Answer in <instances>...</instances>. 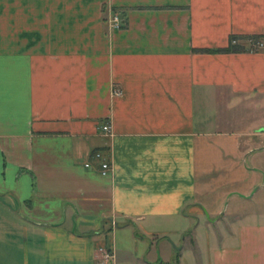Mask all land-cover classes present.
<instances>
[{
	"label": "crops",
	"instance_id": "0c3cea01",
	"mask_svg": "<svg viewBox=\"0 0 264 264\" xmlns=\"http://www.w3.org/2000/svg\"><path fill=\"white\" fill-rule=\"evenodd\" d=\"M241 176L264 0H0V264H264V209L220 210Z\"/></svg>",
	"mask_w": 264,
	"mask_h": 264
},
{
	"label": "rangeland",
	"instance_id": "374dc122",
	"mask_svg": "<svg viewBox=\"0 0 264 264\" xmlns=\"http://www.w3.org/2000/svg\"><path fill=\"white\" fill-rule=\"evenodd\" d=\"M262 181L263 179L261 177L255 180L253 178L243 177V176L235 178L234 182L232 178H230L229 180L230 183L228 184H226V181H225L226 188L228 189V192H230V195L223 198V200L220 203V210L224 208V210L227 212L232 209H236V211L240 213L251 212V211H256V210H263L264 209V184ZM253 190H255L254 191L255 193L248 199H242L233 193L236 191L237 193L238 192L243 193V191H245L247 192V194H249ZM184 243L186 245H189L190 242H188V240L186 239Z\"/></svg>",
	"mask_w": 264,
	"mask_h": 264
},
{
	"label": "trees",
	"instance_id": "16d2710c",
	"mask_svg": "<svg viewBox=\"0 0 264 264\" xmlns=\"http://www.w3.org/2000/svg\"><path fill=\"white\" fill-rule=\"evenodd\" d=\"M234 40L235 43H231ZM241 40L243 42H238ZM261 36H254V35H245V36H236L230 35L228 38V44L225 48H217L214 49L215 51H257L258 48H254L251 46V43L256 41H261ZM245 42V44H244ZM202 51H206L205 49Z\"/></svg>",
	"mask_w": 264,
	"mask_h": 264
},
{
	"label": "built area",
	"instance_id": "2783aa9c",
	"mask_svg": "<svg viewBox=\"0 0 264 264\" xmlns=\"http://www.w3.org/2000/svg\"><path fill=\"white\" fill-rule=\"evenodd\" d=\"M124 18L120 17L117 13H113L111 14L110 18H109V25L111 28H120L124 25ZM231 43H235L234 40L231 41ZM251 46L254 48H261L263 46L262 41H256L254 43H251ZM101 129L103 131H107L108 130V126L107 125H102ZM94 156H99L98 153H95ZM86 166V164H85ZM100 168H101V173L104 174L105 170L107 169V164L105 162L100 164ZM106 256V255H105Z\"/></svg>",
	"mask_w": 264,
	"mask_h": 264
}]
</instances>
